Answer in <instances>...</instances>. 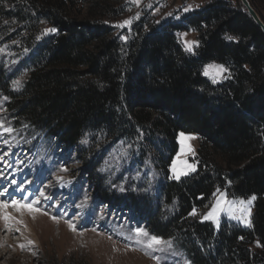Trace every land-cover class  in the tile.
Instances as JSON below:
<instances>
[{
  "label": "trees",
  "instance_id": "1",
  "mask_svg": "<svg viewBox=\"0 0 264 264\" xmlns=\"http://www.w3.org/2000/svg\"><path fill=\"white\" fill-rule=\"evenodd\" d=\"M125 8L123 0H0L2 37L37 47L20 92L9 91L0 66L11 120L45 129L66 148H79L88 132L141 139L164 170L177 133H194L196 173L166 176L156 200L106 192L89 163L97 197L130 207L153 236L174 238L193 264H264V33L239 0H210L179 21L143 16L122 41L110 21ZM47 27L56 31L36 43ZM189 30L197 33L193 54L177 36ZM211 62L227 70L221 83L203 75ZM222 189L256 197L249 228L224 222L215 230L190 215Z\"/></svg>",
  "mask_w": 264,
  "mask_h": 264
},
{
  "label": "rangeland",
  "instance_id": "2",
  "mask_svg": "<svg viewBox=\"0 0 264 264\" xmlns=\"http://www.w3.org/2000/svg\"><path fill=\"white\" fill-rule=\"evenodd\" d=\"M123 1L124 14L110 24L115 27V35L127 41L132 25L143 16L156 22L179 21L183 14L204 7L210 0H163L156 1L157 4L153 0ZM251 1L264 21V0ZM125 21L130 23L125 24ZM45 30L36 43L51 34ZM177 36L185 52L193 54L198 44L197 33L189 30ZM6 39L0 33V66L9 78V91L20 92L31 67L29 56L37 47L23 48L17 45V40ZM203 75L217 84L226 79L227 70L223 65L211 62L203 66ZM17 80L20 86L14 87L13 82ZM8 101L0 94V125H3L0 127V157H3L0 160V199L16 200L21 204L39 201L32 207L40 211L17 210L11 206L8 210L0 209V264H193L174 238H160L170 244L148 248V237L135 234L140 228L153 236L144 218L125 204L111 206L99 199L94 179L88 175V165L95 164V176L106 192L156 200L166 176L180 180L196 173L199 141L194 133H177V151L164 170L159 162L160 154L146 150L141 139L104 140L100 136L93 139L94 134L88 132L80 140L79 148H66L45 129L15 124L10 118ZM5 128L12 131L5 132ZM168 155L163 151L164 160ZM41 191L51 199L41 197ZM252 197L241 199L226 189L216 190L205 207L195 211V216L210 223L215 230L224 222L249 228L256 200ZM218 200L230 203H222L223 210L214 218L204 219ZM5 213L12 219L6 222ZM8 236L12 240L6 245L4 239ZM249 249L255 251L257 245L253 244Z\"/></svg>",
  "mask_w": 264,
  "mask_h": 264
},
{
  "label": "snow or ice",
  "instance_id": "3",
  "mask_svg": "<svg viewBox=\"0 0 264 264\" xmlns=\"http://www.w3.org/2000/svg\"><path fill=\"white\" fill-rule=\"evenodd\" d=\"M125 24L130 23V21H125ZM119 26H123V25H119ZM46 32L51 31V32H55L56 29L52 28V29H46ZM229 39H232L231 37H229ZM221 71H223V69H220ZM205 74H208V69H205ZM215 82V81H214ZM13 86L14 87H19L20 86V81H14L13 82ZM0 127H3V125H0ZM5 132H11L12 129L11 128H5L4 129ZM181 136H183V134H181ZM3 157H0V160H2ZM66 170V169H65ZM12 183H15V181H12ZM123 190V189H122ZM4 192H7V189L4 190ZM40 196L44 197L45 199H51L50 196H45V193L43 191L40 192ZM252 200H255V197H252ZM39 201H32L31 203H26V204H21L20 201H16V200H12L10 202H6V201H0V207L3 208H7L9 206L11 207H16L18 210L21 208H27L29 209V211L31 212H39L40 209L39 208H33L32 205L38 203ZM251 201H249L250 203ZM222 203H230L228 201H221L218 200L217 203L213 206V208L204 216V219H210V218H214L215 214L218 211H222ZM243 203V202H241ZM190 215H195V209L193 210L192 213H190ZM4 220L7 222L8 220L12 219V217H10L7 213L4 214ZM235 218V217H234ZM53 219H57L56 217H53ZM69 227L72 228L73 225L71 224V222H69ZM135 234L137 237H148V240L146 242V246L148 248H153L155 245H160V244H170V241H163L160 238L156 237V236H149V233L146 232L143 229L137 228L135 230ZM139 242V241H138ZM21 247H23V245H21Z\"/></svg>",
  "mask_w": 264,
  "mask_h": 264
},
{
  "label": "water",
  "instance_id": "4",
  "mask_svg": "<svg viewBox=\"0 0 264 264\" xmlns=\"http://www.w3.org/2000/svg\"><path fill=\"white\" fill-rule=\"evenodd\" d=\"M241 5L245 8L248 15L252 18V20L256 23V25L261 29L264 33V21L259 15V13L255 10L250 0H239Z\"/></svg>",
  "mask_w": 264,
  "mask_h": 264
},
{
  "label": "bare ground",
  "instance_id": "5",
  "mask_svg": "<svg viewBox=\"0 0 264 264\" xmlns=\"http://www.w3.org/2000/svg\"><path fill=\"white\" fill-rule=\"evenodd\" d=\"M45 187H46V186H45ZM49 191H50V190H49ZM1 198H2V197H1ZM3 199H4V198L0 199V201H3ZM6 202H8V201H6ZM12 208H13V207H12ZM0 209H5V210L7 209V210H8V208H3V207H0ZM17 210H18V209H17ZM1 211H2V210H1ZM26 211H28V209H26ZM2 212H3V211H2ZM7 212H8V211H7ZM10 213H12V212H10ZM2 216H3V215H2ZM23 218H24V217H23ZM35 222H36V221H35ZM20 231H21V230H20ZM8 232H9V231H8ZM11 232H12V231H11ZM12 233H14V232H12ZM10 235H11V234H10ZM0 240H1V239H0ZM4 240H5L4 243L7 245L8 242L11 243L12 238H9V236H8V237L5 238ZM1 243H2V242H1ZM21 244H22V243H21ZM9 245H10V244H9ZM17 245H18V242H17ZM18 247H19V245H18ZM27 253H28V252H27Z\"/></svg>",
  "mask_w": 264,
  "mask_h": 264
},
{
  "label": "crops",
  "instance_id": "6",
  "mask_svg": "<svg viewBox=\"0 0 264 264\" xmlns=\"http://www.w3.org/2000/svg\"><path fill=\"white\" fill-rule=\"evenodd\" d=\"M153 1L155 2V4H157L156 1H163V0H153Z\"/></svg>",
  "mask_w": 264,
  "mask_h": 264
}]
</instances>
